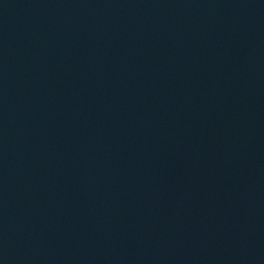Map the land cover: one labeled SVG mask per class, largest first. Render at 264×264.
I'll return each mask as SVG.
<instances>
[{
    "label": "water",
    "instance_id": "water-1",
    "mask_svg": "<svg viewBox=\"0 0 264 264\" xmlns=\"http://www.w3.org/2000/svg\"><path fill=\"white\" fill-rule=\"evenodd\" d=\"M0 264H264V0H0Z\"/></svg>",
    "mask_w": 264,
    "mask_h": 264
}]
</instances>
